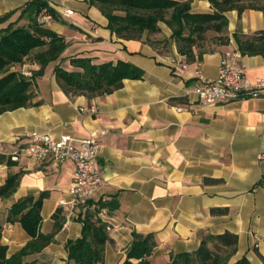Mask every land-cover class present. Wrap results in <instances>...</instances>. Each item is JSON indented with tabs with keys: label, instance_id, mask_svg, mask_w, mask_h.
Here are the masks:
<instances>
[{
	"label": "crops",
	"instance_id": "obj_1",
	"mask_svg": "<svg viewBox=\"0 0 264 264\" xmlns=\"http://www.w3.org/2000/svg\"><path fill=\"white\" fill-rule=\"evenodd\" d=\"M30 1L0 0V15L12 12L0 29L27 24L32 11H22ZM44 1L58 15L44 24L63 35L67 46L32 83L37 103L0 114V185L10 173L22 171L14 192L0 197L1 242L7 257L30 239L20 222L5 221L8 208L21 196L48 191L40 231H55L52 241L25 256V262L66 264V243L81 235L83 225L80 217L69 216L59 205L70 199L74 162L30 159L21 152L26 135L68 133L81 139L106 129L98 151L103 183L93 198L108 211L102 220L110 225L104 264L124 262L133 232L153 234L150 264H168L170 255L197 249L203 235L225 231L238 236L236 253L227 264L242 256L264 264V186L256 184L264 175V97L204 105L192 91L197 71L208 78L217 75L223 54L236 47L234 32L264 29V12L227 11L229 43L213 44L199 59L187 61L163 22L157 32L124 40L106 27L107 18L87 0ZM187 1L192 12L212 11L209 0ZM66 9L73 13L64 16ZM73 55L91 56L96 63L129 61L144 74L124 79L108 94L68 96L54 67L60 63L71 68L67 59ZM240 63L251 81L264 77L263 56L242 55ZM38 68L29 55L11 70L31 75ZM14 154L17 159L11 158Z\"/></svg>",
	"mask_w": 264,
	"mask_h": 264
},
{
	"label": "trees",
	"instance_id": "obj_2",
	"mask_svg": "<svg viewBox=\"0 0 264 264\" xmlns=\"http://www.w3.org/2000/svg\"><path fill=\"white\" fill-rule=\"evenodd\" d=\"M97 6L107 18L106 27L118 38L139 39L144 32L159 31V23H165L172 31L177 51L187 61L199 59L212 49H204L202 41L212 31L213 44H227L228 19L226 12L236 9H259L264 12V0H209L211 12H192L189 1L180 0H87ZM46 9L53 19L57 13L44 1L32 0L22 14L32 11V18L25 25L8 24L0 29V114L19 107L36 104L30 87L37 76L43 74L50 62L61 57L67 46L66 39L40 21L39 15ZM12 12L0 15V24ZM233 38L242 55L264 57V29L250 34L236 31ZM32 55L39 68L25 75L11 67ZM67 68L60 63L54 67L55 77L68 96L85 95L92 98L111 93L123 85L124 79H141L143 70L129 61L117 60L94 62L93 57L73 55L68 57ZM10 158V157H9ZM7 164L11 165L10 159ZM22 171L10 173L0 185V197L11 195L18 185ZM264 186V175L256 183ZM48 191L37 195L27 194L18 198L7 210L5 221L20 222L30 239L15 253L7 257V247L1 242L3 225L0 222V264H33L24 257L40 252L52 241L53 233L40 231L41 207ZM102 203L86 210L81 216V235L66 243V264H104V245L109 240L105 222L97 212ZM56 214H54V217ZM58 228V226H56ZM57 230V229H55ZM132 241L122 264H150L147 257L156 245L152 233H132ZM238 236L230 231L219 234H205L197 249L170 255L168 264H227L237 250ZM131 258L137 261H131ZM233 264H252L246 256L236 259Z\"/></svg>",
	"mask_w": 264,
	"mask_h": 264
},
{
	"label": "built area",
	"instance_id": "obj_3",
	"mask_svg": "<svg viewBox=\"0 0 264 264\" xmlns=\"http://www.w3.org/2000/svg\"><path fill=\"white\" fill-rule=\"evenodd\" d=\"M71 9L63 11L64 16H70ZM40 21L52 20V16L42 10ZM242 54L237 49L226 51L220 61L217 75L208 78L199 71L196 72L198 82L193 88L197 100L204 105H213L243 98L264 97V77L251 81L240 63ZM94 112V109H91ZM106 129L92 131L87 137L77 139L71 134L62 133L54 136L50 133L30 132L21 152L34 161H50L60 164L72 160L75 164L72 181L68 187L70 199L60 201L59 205L69 216L80 217L86 210L97 207L93 198L103 183L101 167L98 161V151L102 136ZM17 159V155L11 156ZM108 215L105 207H100L97 216L103 220ZM106 230L110 225L106 223Z\"/></svg>",
	"mask_w": 264,
	"mask_h": 264
},
{
	"label": "rangeland",
	"instance_id": "obj_4",
	"mask_svg": "<svg viewBox=\"0 0 264 264\" xmlns=\"http://www.w3.org/2000/svg\"><path fill=\"white\" fill-rule=\"evenodd\" d=\"M214 36V33L212 31H209L206 33V37L205 40L202 41L201 43H203V48L204 49H212L213 45H212V37Z\"/></svg>",
	"mask_w": 264,
	"mask_h": 264
}]
</instances>
